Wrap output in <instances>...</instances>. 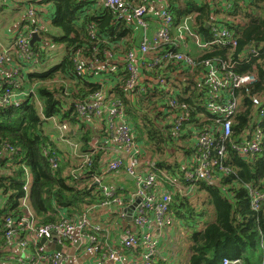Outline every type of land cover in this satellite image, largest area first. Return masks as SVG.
Instances as JSON below:
<instances>
[{"label": "trees", "instance_id": "obj_1", "mask_svg": "<svg viewBox=\"0 0 264 264\" xmlns=\"http://www.w3.org/2000/svg\"><path fill=\"white\" fill-rule=\"evenodd\" d=\"M51 1L56 9L51 26L60 34L41 31L43 40L47 39L48 43L42 46L37 43L33 50L43 59L48 50L62 46L64 56L46 71L28 74L27 89L34 87L38 101L33 96L21 108L0 109V148L6 144L15 149V154L9 158L10 164H7L9 159L0 164V168L5 167L0 174V192L7 197L6 207L0 208V229H4L8 218H21L26 214L20 200L25 196L24 185L29 176L32 177L30 204L38 226L57 223L58 210H66L69 216H74L102 198L93 176H100L108 152L97 153L91 172L73 174L81 164L80 159L74 156L73 148L54 135L57 132L52 118H58L59 124L67 122L72 126L65 136L79 143V154L91 153L93 138L105 135L104 121L78 119L75 104L86 103L94 94L103 93L108 99L123 101L134 131L147 151L148 161L161 170L156 174L157 180L173 193L171 214L178 212L187 224H195L186 220V214L203 222L213 213L212 221H204L203 228L190 227L194 231L189 240L188 264H221L225 258L240 260L242 264H261L264 260V203L259 210H254L250 192L264 193V0H231L230 11L213 7L209 0H200V3L165 0L175 23L186 22L203 41L213 39L212 27L216 25L234 32L239 45L234 52L220 45L210 46L199 59L196 70L173 62L157 72L143 71L139 85L131 91L126 85L124 59L127 52L137 50V24L120 20L117 11L104 5H95L94 12L88 13L84 8L90 2L85 0ZM91 26L97 30L96 41L88 35ZM122 40L124 44L119 47ZM192 46V54L197 57L198 50ZM79 48L85 50L86 65L93 63V68L87 69L82 77L77 76L73 59ZM253 49L259 56L251 55ZM245 50L246 55H243ZM107 51H111L112 57L107 56ZM230 54L234 62L237 61V73L253 74L257 80L235 93L241 105L233 119L226 154L221 158L214 149L210 152L207 170L212 184L201 180L191 187L192 184L184 180L185 172L202 159L196 133L209 128L215 133L216 144L221 140L216 112L213 113L207 103L227 96L222 90L208 96L210 88L205 85L204 74L209 68L200 63L209 60L221 69ZM161 76H167V84L152 86V78ZM149 83L152 87H148ZM170 98L178 103L175 110H171ZM182 105L188 106L190 120L177 134L173 121L176 115L183 114ZM259 131L262 132L261 152L240 155L235 147L252 141ZM44 149L49 152L47 155ZM54 155L62 159L56 171L50 162ZM196 195L204 199V208L198 214L200 207L192 203ZM5 247L1 232L0 257L5 254Z\"/></svg>", "mask_w": 264, "mask_h": 264}, {"label": "built area", "instance_id": "obj_2", "mask_svg": "<svg viewBox=\"0 0 264 264\" xmlns=\"http://www.w3.org/2000/svg\"><path fill=\"white\" fill-rule=\"evenodd\" d=\"M149 2L150 0H141L140 5L131 7L126 0H101L104 6L117 11L120 20H130L139 28L137 50L127 52L124 59L127 71L126 85L130 91L139 85L143 71L157 72L173 62L196 70L200 62L199 59L206 51L208 52L210 46L220 45L234 52L239 45L234 32L216 25L212 27L213 39L209 42L203 41L201 35L194 32L186 22L182 25L175 23L167 5L156 17V27L153 30L147 16ZM223 8L224 11H230L231 0H224ZM28 14L32 18L34 11L30 10ZM33 27L29 36L24 31L17 33L12 50L0 45V109L21 108L33 96L38 101L34 87L31 86L32 88L27 89L26 80H28L29 73L39 71L40 67L43 68L47 64L42 61L38 52H35L31 46L33 33L41 35V31L44 29L38 23ZM88 35L92 41L97 40L98 35L95 27H89ZM192 45L197 48L198 57L193 56ZM84 51V48L77 49L73 58L78 77H82L87 69L93 68V63L90 66L86 65ZM106 54L112 57L111 51H107ZM251 55L257 57L259 53L253 49ZM233 59L230 54L221 69L209 60L200 63L209 68L208 72L204 74L205 85L210 88L208 96L210 97L211 93H217L220 90L227 92V96L223 95V98L213 99L207 103L209 109L213 113L216 112L215 122L220 125L221 140L216 144L215 133L209 128L196 133L197 148L202 153V159L199 164L188 167L189 169L185 172L184 180L192 184L191 187L201 180L212 184L211 176L207 170L210 165V152L214 149L221 158L226 154V143L232 136L233 119L241 105L240 98L235 97V93L257 80L253 74L237 73L235 71L237 61L234 62ZM167 82V76L152 78V86L155 84L162 87ZM152 86L151 83L148 84V87ZM168 100H170L171 110H175L178 103L171 98ZM255 103L258 104L259 100L256 99ZM180 107L183 114L176 115L173 121L177 134L190 120L188 106ZM75 111L78 119L86 122L104 121L105 135L101 138H93L90 143L91 153L79 154V143L69 145L70 142H73L65 136L72 127L69 123L59 124L58 118H52V123L62 133L61 140L73 148L74 156L80 159L81 164L73 171V174L85 175L91 172L97 153L102 150L108 152L104 158L100 176H93L102 198L74 216H69L66 210L61 209L62 213L57 223L38 226L35 212L30 204L32 177L29 176L24 185L25 196L20 200V206L26 210V214L21 218H8L4 223V229H0L6 245L16 243L21 250L27 253L26 256L19 257L16 264H73V258L78 261L79 254L91 256V260L86 264H105L106 262L157 264L156 258L160 257L161 251L158 240L153 234V228L167 229L174 222L171 214L173 193L157 180L156 174L161 170L154 162L148 161L147 151L134 131L133 123L126 113L123 101L111 100L103 93H96L86 103L77 102ZM261 137L262 132L259 131L252 141H244L235 147L236 151L242 156L261 152ZM44 152L46 155L49 153L46 149ZM14 154L15 149L6 144L0 148V159L5 163ZM10 162L9 159L7 164ZM50 162L53 170L56 171L60 167L62 159L54 155L50 157ZM112 173H124L131 177L135 184L134 190L129 191L123 187L103 184L106 175ZM250 196L252 208L259 210L264 203V193L251 190ZM139 200L140 202L137 203ZM126 203L133 205V211L129 213L124 209L122 214H119L120 207L125 206ZM6 204L7 197L0 192V208L6 207ZM99 209L111 210L113 214L116 212L123 220L132 217L137 232L126 229L123 232L121 248L109 245L107 225L92 220L91 214ZM42 239H46L50 243H57L63 247V251L56 252L47 245H42ZM76 244L79 245L74 255L71 256L69 250ZM239 263H241L240 260L228 258L221 262V264ZM261 264H264V260Z\"/></svg>", "mask_w": 264, "mask_h": 264}, {"label": "crops", "instance_id": "obj_3", "mask_svg": "<svg viewBox=\"0 0 264 264\" xmlns=\"http://www.w3.org/2000/svg\"><path fill=\"white\" fill-rule=\"evenodd\" d=\"M87 3H89L84 9L88 11V13H93L96 7H102L101 0H85ZM131 7H136L141 4V0H126ZM198 3H200V0H194ZM213 7H216L217 9H224V0H209ZM184 3V2H181ZM166 5L165 0H150L149 2V12H148V21L151 25V28L154 30L156 27V17L158 16L159 12L163 9V7ZM16 9L15 16L19 15L17 12L23 11L25 13V17L20 19L18 22L13 23L10 26L3 25L2 30L3 34H0V45L4 48H12L14 47V40L15 36H17V33L19 31L23 32L22 30L26 29V20L30 19V21L34 22L35 24L41 25V27L44 29V31H48L52 34H60V31L53 28L51 26V20L56 15V9L55 5L51 0H0V11L4 9ZM30 10L34 11V16L32 18L29 17L28 12ZM43 16L48 17L49 16V27H44L42 20ZM19 17V16H18ZM16 17V18H18ZM194 17V16H193ZM33 23V25H34ZM43 31V30H42ZM56 32V33H55ZM28 36L30 35L28 32H26ZM39 38L36 42L40 43L41 46L47 44V39L43 40L42 35L38 34ZM139 40V32L137 35V43ZM125 40H122L118 46H122L124 44ZM127 41V40H126ZM54 49V50H53ZM62 46H58V49L52 48V54L56 57L58 52H64ZM199 53V52H198ZM199 55H197L198 57ZM5 167L2 166L0 168V174L3 173ZM119 174V173H118ZM129 176L125 175L124 181L121 180L120 175L115 176L114 180L118 181L120 184V187L126 188L129 191H132L134 189H131V184H134V181L132 179L128 178ZM135 186V184H134ZM180 189H183L180 187ZM201 201L198 202L197 206L201 205ZM127 210L129 213L133 211V205L127 204L123 207H120L119 214H122V210ZM61 214L62 212L58 210ZM115 212V211H114ZM176 212V211H175ZM125 213V211H123ZM174 222L173 226L168 227L167 229H156L153 228V234L158 240V245L161 251L160 257L156 258L157 264H188L189 261V247H190V241L187 239L186 234L193 233V223L187 224L185 220L183 219L182 214H178L176 212L175 214L172 213ZM182 217V218H181ZM213 213L211 212L205 219L204 223H208L212 221ZM91 218L93 221L98 223H103L107 225V229L109 231L108 236V243L112 247H118L121 248V241L122 237L124 236L123 232L126 229H131L133 232H137V228L134 226L132 222V217H129L128 219H122L119 217V215L116 214V212L113 214V211L107 210V209H99L95 213L91 214ZM120 218V219H119ZM199 225L198 229L203 228L202 224ZM204 225V224H203ZM198 225H196L197 227ZM192 227V229L190 228ZM201 227V228H200ZM186 242V243H185ZM4 255L0 257V264H16V260L19 257L26 256L27 253L23 250H21L16 243L7 244L4 250ZM91 256L87 254H79L78 255V261L74 260L73 258V264H86L89 263ZM243 263V262H242ZM239 263V264H242ZM105 264H117L115 262H106Z\"/></svg>", "mask_w": 264, "mask_h": 264}, {"label": "rangeland", "instance_id": "obj_4", "mask_svg": "<svg viewBox=\"0 0 264 264\" xmlns=\"http://www.w3.org/2000/svg\"><path fill=\"white\" fill-rule=\"evenodd\" d=\"M15 13H16V9H4V10H2V11H0V34H3V30H2V26L3 25H7V26H10V25H12L13 23H16V22H18L20 19H22V18H24L25 17V13L23 12V11H21V12H17V13H19V15H17L16 17H18V18H16V17H12V16H15ZM26 29L24 30H22V31H24L25 33L26 32H28V33H30L32 30H33V26H32V24H31V22L32 21H30V19H28V20H26ZM29 22V23H28ZM42 23H43V25H44V27L46 28V27H49L50 26V23H49V16L48 17H45V16H43V20H42ZM56 33V32H55ZM46 44V43H45ZM53 48H55V47H53ZM54 50V49H53ZM53 52H52V49L51 50H48L47 51V54L46 55H44V57H43V61H46L47 62V65L45 66H43V68L42 67H40L39 69V71H46L47 69H49L50 67H51V65H53V64H55L57 61H61L62 60V58H63V56H64V52L62 53V52H58V54H57V56L55 57L53 54H52ZM243 53V55H246V50L245 51H243L242 52ZM193 56H195V54H193ZM59 61V62H60ZM240 102H241V100H240ZM51 126V128L53 129V132L55 133V130H54V127L52 126V124L50 125ZM56 129V128H55ZM56 132L57 133H55L54 135L56 136V137H59L60 138V140L63 138V135H62V133H60L59 131H57V129H56ZM67 138V137H66ZM61 142L62 143H64V144H66L65 142H63L62 140H61ZM76 142L73 140V142H70V144L69 145H71L72 146V144H75ZM67 145V144H66ZM69 147V146H68ZM70 148V147H69ZM73 152V151H72ZM178 154H181V152H177V155ZM179 156H181V155H179ZM178 161H181V158L178 160ZM172 163H174V162H172ZM120 175V178H121V180L122 181H124V178H125V175H124V173H119V174H114V173H112V174H108V175H106V177L104 178V180H103V184H106V185H109V186H113V187H120V184H119V182L118 181H115L114 180V177L115 176H119ZM131 189H134L135 187H134V184H131ZM130 190V189H129ZM172 190L173 191H175V188H172ZM178 190V189H177ZM177 192H179V191H177ZM199 201H201V202H203L204 201V199L203 198H199V196L198 195H196L195 197H194V199H192V203L195 205V206H197V204H198V202ZM199 211H197V214L200 212V210L202 209V208H204V205L201 203V205H199ZM205 209H206V207H205ZM176 210V209H175ZM186 220L187 221H189V222H194L195 223V225H200L201 224V219H197V218H194L193 219V215H189V214H186ZM192 233H190V234H186V237H187V239L188 240H190V235H191ZM186 243V242H185Z\"/></svg>", "mask_w": 264, "mask_h": 264}, {"label": "water", "instance_id": "obj_5", "mask_svg": "<svg viewBox=\"0 0 264 264\" xmlns=\"http://www.w3.org/2000/svg\"><path fill=\"white\" fill-rule=\"evenodd\" d=\"M209 26H210V24L207 25V27H209ZM38 38H39L38 34L34 32V33H33L32 40H31V46H32V47H34V45L36 44ZM2 163H3V160L0 159V164H2ZM128 178H129V179H132L131 177H128ZM96 184H97V183H96ZM139 202H140V200L137 201V203H139ZM127 219H128V218H127ZM41 244H42V245H47L48 247H50L52 250H54V251H56V252H62V251H63V247H62V246L58 245L57 243H50V242H48L46 239H42ZM78 245H79V244H76L74 247H72V248L69 250V254H70L71 256L74 255L75 250H76V248H77ZM241 263H242V262H241Z\"/></svg>", "mask_w": 264, "mask_h": 264}]
</instances>
